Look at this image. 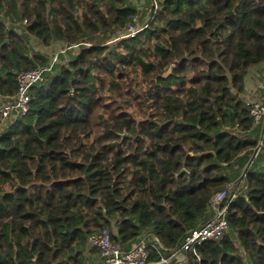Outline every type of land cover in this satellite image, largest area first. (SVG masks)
Returning a JSON list of instances; mask_svg holds the SVG:
<instances>
[{
  "label": "trees",
  "instance_id": "obj_1",
  "mask_svg": "<svg viewBox=\"0 0 264 264\" xmlns=\"http://www.w3.org/2000/svg\"><path fill=\"white\" fill-rule=\"evenodd\" d=\"M0 45L3 97L66 49L0 130V264H93L105 227L156 264L230 185L223 238L184 264H264V0H0Z\"/></svg>",
  "mask_w": 264,
  "mask_h": 264
},
{
  "label": "built area",
  "instance_id": "obj_2",
  "mask_svg": "<svg viewBox=\"0 0 264 264\" xmlns=\"http://www.w3.org/2000/svg\"><path fill=\"white\" fill-rule=\"evenodd\" d=\"M140 30L130 27L127 36L133 37ZM72 48L77 49L74 45ZM66 49L57 50L50 57L48 66L19 73L16 77L17 91L13 96L3 97L0 95V130L7 122L15 117H24L29 110L30 89L33 84L43 80V74L51 71L54 64L58 62L59 54H64ZM250 114L256 122L262 121L264 127V99L250 101ZM236 187L230 185L225 190L219 191L211 198L212 216L203 225L190 230L180 248L174 249L169 256H160L156 264H184L185 253L194 250L195 246L203 244L207 240L220 241L227 231L225 220L227 205L225 199L230 194V200L236 197ZM151 240L158 248H162L156 237ZM88 243L99 251L100 261L93 264H150L149 252L146 246V236L139 238L128 251H123L118 244L113 243L111 232L108 228L91 234Z\"/></svg>",
  "mask_w": 264,
  "mask_h": 264
},
{
  "label": "crops",
  "instance_id": "obj_3",
  "mask_svg": "<svg viewBox=\"0 0 264 264\" xmlns=\"http://www.w3.org/2000/svg\"><path fill=\"white\" fill-rule=\"evenodd\" d=\"M133 3H137L138 6H140L143 2V0H131ZM256 72H251V75L248 77V80L250 82L249 87H251L249 89V98H251V100H258L255 99L257 97L255 92H258L259 98H261L262 100L264 99V88H262L263 82L260 81V77L263 76L264 77V72H262L261 74H257L256 73V78L252 80V76L253 74H255ZM90 259L92 260L91 262L96 263L100 261V255L99 254H91L90 255Z\"/></svg>",
  "mask_w": 264,
  "mask_h": 264
},
{
  "label": "rangeland",
  "instance_id": "obj_4",
  "mask_svg": "<svg viewBox=\"0 0 264 264\" xmlns=\"http://www.w3.org/2000/svg\"><path fill=\"white\" fill-rule=\"evenodd\" d=\"M62 49V48H61ZM57 50H60V47H53V48H42L41 47V51H43L44 53H47L48 55H49V57H52V56H54L55 55V52L57 51ZM260 69V68H259ZM258 69V70H259ZM259 71H262V70H259ZM258 71V72H259ZM251 72H257V68L256 69H253ZM250 75H251V73H250ZM253 78H252V80L253 79H255L256 78V73L255 74H253V76H252ZM248 84H250V82L248 81ZM249 87V86H248ZM251 87H249V89H250ZM256 93V95H257V97H256V99L258 98V100H261V99H259V95H258V92H255Z\"/></svg>",
  "mask_w": 264,
  "mask_h": 264
},
{
  "label": "water",
  "instance_id": "obj_5",
  "mask_svg": "<svg viewBox=\"0 0 264 264\" xmlns=\"http://www.w3.org/2000/svg\"><path fill=\"white\" fill-rule=\"evenodd\" d=\"M6 42V41H5ZM1 46V45H0ZM173 65L170 67V69L168 70V72H167V74H169L170 73V71L173 69ZM89 69H91V63H90V65H89ZM246 80H247V78H246Z\"/></svg>",
  "mask_w": 264,
  "mask_h": 264
}]
</instances>
